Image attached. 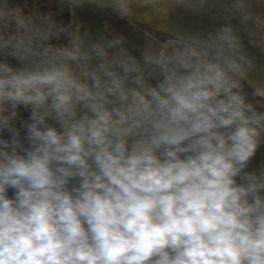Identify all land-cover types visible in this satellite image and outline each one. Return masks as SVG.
Returning a JSON list of instances; mask_svg holds the SVG:
<instances>
[{"label": "clouds", "instance_id": "1", "mask_svg": "<svg viewBox=\"0 0 264 264\" xmlns=\"http://www.w3.org/2000/svg\"><path fill=\"white\" fill-rule=\"evenodd\" d=\"M56 2L0 0V264H264V83L239 35L162 28L137 55L75 10L147 22L208 0Z\"/></svg>", "mask_w": 264, "mask_h": 264}, {"label": "water", "instance_id": "2", "mask_svg": "<svg viewBox=\"0 0 264 264\" xmlns=\"http://www.w3.org/2000/svg\"><path fill=\"white\" fill-rule=\"evenodd\" d=\"M15 2L21 4L27 2L30 7L34 5L41 12L49 10L57 13L61 12L56 0H15ZM144 12L145 9L137 8V17ZM247 12L250 13V17L244 20L243 13L232 10V0H208V3L199 10L194 7L187 8L175 5L171 8L167 17L161 18L151 15L147 22L142 19H134L133 23H129L127 20L115 15L113 18L115 20L114 24L111 21H109L110 23L104 21V27L124 36L128 46L134 48L136 54L139 55V49L143 48L147 40L151 38V33L159 34L162 28L166 29L167 33L181 31L185 34L207 36L215 33L225 25H230L241 39L243 52L253 62V67L249 72V80L264 83V32L258 31L255 23L256 17L264 19V0H248ZM100 16L99 13L95 14L97 20H95L94 33L88 24V21L92 22L93 20L86 15L81 7L76 9L78 22L93 34L104 33L103 26L99 22V20L101 21ZM56 18L58 21L67 24L71 21L72 16L65 7ZM136 29L139 33L136 32ZM160 38L164 39L165 36L160 35ZM245 87L247 91L251 92L247 84ZM29 116L30 110L21 106L19 108L20 120L26 121ZM24 135L25 130L21 128V136ZM260 149V159L257 167H250V170H259L264 167V144L261 145ZM9 194L11 195V190Z\"/></svg>", "mask_w": 264, "mask_h": 264}, {"label": "flooded vegetation", "instance_id": "3", "mask_svg": "<svg viewBox=\"0 0 264 264\" xmlns=\"http://www.w3.org/2000/svg\"><path fill=\"white\" fill-rule=\"evenodd\" d=\"M81 8L83 9V11H85L86 15L89 16V18L91 20H93L92 22L91 21H88L89 22L88 24L92 28V30H93L94 33H95V20H97V19H95V14L96 13L101 14V16H100L101 21L99 19L98 20L101 23V25L103 26L104 31H105L104 21H106V22L111 21L113 24L115 22V20H113V18L115 17V14H112V13L104 14V13H101V12L97 11L94 7L88 6V5H85V6L81 7ZM75 14H76V10H75ZM136 32H138L137 29H136ZM260 150L261 149L259 148L258 151H257L256 156L253 158V160H252V162L250 164V167H252V168L257 167V163L259 162V159H260Z\"/></svg>", "mask_w": 264, "mask_h": 264}]
</instances>
